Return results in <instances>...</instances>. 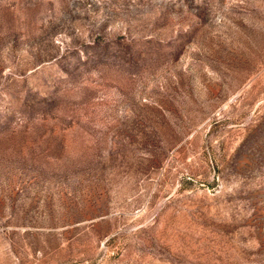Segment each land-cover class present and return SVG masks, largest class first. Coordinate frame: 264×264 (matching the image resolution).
Wrapping results in <instances>:
<instances>
[{"label": "rangeland", "instance_id": "obj_1", "mask_svg": "<svg viewBox=\"0 0 264 264\" xmlns=\"http://www.w3.org/2000/svg\"><path fill=\"white\" fill-rule=\"evenodd\" d=\"M0 264H264V0H0Z\"/></svg>", "mask_w": 264, "mask_h": 264}]
</instances>
